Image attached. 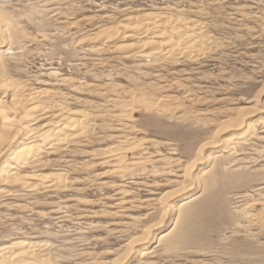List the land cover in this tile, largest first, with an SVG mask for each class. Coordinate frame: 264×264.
Here are the masks:
<instances>
[{"label": "rangeland", "instance_id": "1", "mask_svg": "<svg viewBox=\"0 0 264 264\" xmlns=\"http://www.w3.org/2000/svg\"><path fill=\"white\" fill-rule=\"evenodd\" d=\"M158 13L205 26L198 59L139 56L130 24ZM0 38V102L13 122L0 119V174L24 178L0 176V248L31 244L44 264H114L149 235L138 248L154 255L134 264H264V0H0ZM34 106L45 115L29 116ZM61 109L88 137L57 152L25 139ZM242 116L258 131L250 146L193 171L201 145ZM22 147L35 154L18 166ZM192 175L200 187L189 191Z\"/></svg>", "mask_w": 264, "mask_h": 264}, {"label": "bare ground", "instance_id": "2", "mask_svg": "<svg viewBox=\"0 0 264 264\" xmlns=\"http://www.w3.org/2000/svg\"><path fill=\"white\" fill-rule=\"evenodd\" d=\"M60 1V0H59ZM64 1V0H63ZM57 3H59L58 1H56ZM56 2H52V3H56ZM62 2V1H61ZM61 6V5H60ZM56 7V6H55ZM59 7V6H58ZM53 8V7H52ZM130 8V7H129ZM128 9V8H127ZM127 9H126V11H127ZM61 11V10H60ZM60 14V13H59ZM156 14V13H155ZM154 14V15H155ZM159 14V13H158ZM162 14V17H155V16H151L152 14H150L148 17V19H142V18H140V17H138V18H140V19H137V20H134V22L132 23V24H130V25H132L131 26V28H132V33L128 36V35H126L127 37H125V39L126 38H129V40H130V38H131V41L133 40V39H138L137 41H138V43L139 44H135V45H133V46H135V51L137 50L138 52V54H140L139 56L141 57L142 56V54H143V51H146V52H144V54H143V57H148V56H153V58L155 59V60H157L156 62H158V59L160 60L161 58L163 59V58H165L166 56L167 57H169V59H170V57H174V58H177L176 60L178 61L179 59H178V57L180 58V56H183V54L185 55V57L187 56V57H189V59L191 58V59H195V58H197L198 59V53H200V51L201 50H203L204 51V47H206L207 46V41L205 40L206 38H204V36H203V32H202V28L203 27H205V26H201V28H198L196 25H198V23L195 25V26H188L187 24H185V23H188L187 22V20H185L184 21V23H183V21L182 20H180V18L179 19H177V18H171L170 16L168 17H163V13H161ZM161 14H159V15H161ZM62 15H63V13H62ZM142 15V14H141ZM60 16H61V14H60ZM134 16V15H133ZM172 16V15H171ZM128 17V16H127ZM145 17V16H144ZM147 17V16H146ZM130 19H132L131 17H129ZM126 20H128V18L126 19ZM133 21V20H132ZM198 22V21H197ZM195 24V23H194ZM200 25V24H199ZM205 25V24H204ZM106 29V28H105ZM104 29V30H105ZM77 30V29H76ZM81 30V29H80ZM104 30H97L98 31V34H99V36H101V34H102V36L104 35L103 34V32L105 33V31ZM107 32V31H106ZM117 32V31H116ZM129 32H131V31H129ZM206 32V31H205ZM114 33H115V31H114ZM113 33V34H114ZM97 34V35H98ZM108 33H106V35H107ZM112 34V35H113ZM124 34V33H123ZM206 34V33H205ZM112 35H110V34H108L107 36V38H111L112 37ZM206 36V35H205ZM95 37H96V35H95ZM117 37H119V36H117ZM97 38V37H96ZM99 38V37H98ZM104 38V37H103ZM120 38V37H119ZM1 39V38H0ZM100 40H102V39H100ZM109 40V39H108ZM127 40V39H126ZM129 44H131L130 42H128ZM126 44V43H125ZM0 45H1V43H0ZM108 45H109V43H108ZM124 45V44H123ZM215 46V45H214ZM1 47V46H0ZM113 47H115V46H113ZM130 47H131V45H130ZM217 48V47H216ZM118 49V48H117ZM127 49V48H126ZM215 48H213V50H214ZM111 50V49H110ZM208 50V49H207ZM132 51V50H131ZM142 52V53H141ZM207 52V51H206ZM135 54V53H134ZM137 54V55H138ZM202 54V53H201ZM208 54V53H207ZM136 55V56H137ZM169 55V56H168ZM186 57V58H187ZM203 57V56H202ZM205 57V56H204ZM142 58V57H141ZM183 58V57H182ZM200 58V57H199ZM166 59V58H165ZM188 59V58H187ZM190 59V60H191ZM166 60H168V58L166 59ZM173 59H171V61H172ZM200 60V59H199ZM149 61V60H148ZM169 62V61H168ZM173 62V61H172ZM175 62V61H174ZM173 62V63H174ZM182 62V61H181ZM180 62V63H181ZM161 63V62H160ZM179 64V62H176V64ZM152 65V64H151ZM154 65V64H153ZM173 65V64H172ZM180 65V64H179ZM159 75V74H158ZM5 84V83H4ZM11 85V84H10ZM3 86V85H2ZM8 86V85H7ZM4 87H6L5 85H4ZM9 87V86H8ZM2 90L4 89V88H1ZM8 89V88H7ZM5 89V93L8 95L9 93H10V89ZM15 89V88H14ZM13 91V90H12ZM44 91V90H43ZM42 91V92H43ZM35 92V91H34ZM48 92V91H47ZM14 94V93H13ZM30 94V93H29ZM37 94V93H36ZM45 94V93H44ZM20 95V94H19ZM46 95V94H45ZM48 95V94H47ZM24 96V95H23ZM26 96H28L27 98H28V101L29 100H33L37 95H32V94H30V95H26ZM25 96V97H26ZM40 96H41V94H40ZM43 97H44V95H42ZM16 98H18V97H16ZM26 98V99H27ZM37 99V98H36ZM39 99H41V98H39ZM39 99H37V101L39 100ZM2 100V99H1ZM0 100V101H1ZM36 101V100H35ZM40 101V100H39ZM17 102V101H16ZM35 103V102H34ZM42 103V102H41ZM2 103L0 102V119L2 120V123H4L7 127H12L11 125L13 124V122H12V120H10V118H9V116L7 115V113H6V110L5 109H3V107H2V105H1ZM36 105H37V103H35ZM34 104V105H35ZM42 105V104H41ZM44 106V105H43ZM33 107V106H32ZM31 107V113L30 114H28L29 116L30 115H32L33 113H34V115H38V114H35L36 112L37 113H42L43 111H44V109H46V108H40L39 106L38 107H35L34 106V108H32ZM53 107V106H52ZM51 109V108H50ZM53 109V108H52ZM51 109V110H52ZM50 110V111H51ZM64 110V109H63ZM55 111H57V110H55ZM60 111H62V109L60 110ZM50 113V112H49ZM54 113V112H53ZM58 113V112H57ZM56 113V114H57ZM62 114H59V116H57L56 115V117H58V120L55 122V121H51V120H48V121H50V122H48V123H46V124H44L43 125V129H46V130H40L39 132L37 131V133L36 134H32V130L31 131H28V133H26V134H24V136H25V139H26V137L27 138H32L33 137V140L34 139H41L42 141H43V143H44V145H45V147H47V149L46 150H48L49 152L50 151H53V152H57V151H59L58 149H60V148H62L63 147V149H64V147H66V146H68L69 144H71V143H77V141L80 139L81 140V138H83L84 136L82 135V134H85L86 135V133H87V128L86 127H88L87 125H85L84 124V122L83 121H79V120H77V121H75V122H72L71 121V118L70 117H67V115H65V112H61ZM44 113H42V115H43ZM41 115V114H40ZM41 115V116H42ZM45 115V114H44ZM46 115H47V112H46ZM50 115V114H49ZM53 115V114H52ZM87 117H88V115H86ZM116 116V115H115ZM39 118V117H38ZM45 118V117H44ZM49 118V117H48ZM84 118H86V117H84ZM40 119V118H39ZM43 118H41V120H42ZM87 119V118H86ZM39 121V122H42V121ZM127 120V119H126ZM87 121V120H86ZM85 121V122H86ZM250 121H251V119H250V116L248 117V116H242L241 118H236V119H233V120H228V121H226V122H224L222 125H221V127L216 131V133H215V135H214V137L212 138V139H210V141H208V142H206L205 144H203V145H201L202 146V148H201V150H200V152L198 153V157H197V159L194 161V163L192 164V168H193V171H195V170H198L197 172H199L202 168H203V166L205 165V164H210V163H213L215 160L217 161V159L216 158H219V155H221L222 153H229V152H231V154H233L234 152L236 153V149L237 148H235V145L238 143H242L243 145H247V146H250V144L252 143H247L246 141H248L249 142V138L247 139V136H250V135H254L255 133L257 134V132L258 131H256V127H255V125H252V124H250ZM36 122V121H35ZM206 122V121H205ZM36 125V124H35ZM35 129H36V127H35ZM88 129H89V127H88ZM91 129V128H90ZM75 130V131H74ZM72 132V131H74V132H76V135L74 134V136H73V134L71 133H69L68 135L70 136H68L67 135V132ZM89 131V130H88ZM73 132V133H74ZM261 131H259V133H260ZM255 134V135H256ZM72 135V136H71ZM83 136V137H81L80 138V136ZM258 135V134H257ZM21 136V135H20ZM19 136V137H20ZM87 136V135H86ZM86 136H85V138H86ZM18 137V138H19ZM88 137V136H87ZM261 137V136H260ZM264 137V136H263ZM263 137H261V138H257L256 137V140H261ZM24 138V137H23ZM209 139V138H208ZM246 139V140H245ZM251 139V138H250ZM264 139V138H263ZM22 140V139H21ZM17 141H18V139H17ZM39 141V140H38ZM87 141V140H86ZM250 141H252V140H250ZM255 141V140H254ZM40 142V141H39ZM79 142H81V141H79ZM258 142V141H257ZM21 143V142H20ZM82 144V143H81ZM249 144V145H248ZM256 144V143H255ZM255 144H254V146H255ZM72 145V144H71ZM253 145V144H252ZM257 145V144H256ZM81 146H83V145H81ZM241 146V145H240ZM258 146V145H257ZM256 146V147H257ZM259 146H261V145H259ZM242 147H244V146H242ZM8 148V147H7ZM10 148V147H9ZM8 148V149H9ZM70 147H68L67 148V150L69 149ZM260 148V147H259ZM217 149V150H216ZM239 149V148H238ZM249 149V148H248ZM251 149H253V148H251ZM5 151H6V149H4ZM4 150H3V153H4ZM34 150H36V149H34ZM57 150V151H56ZM61 150V149H60ZM72 150V149H71ZM119 150V149H118ZM117 150V151H118ZM254 150V149H253ZM253 150H252V152H253ZM255 150H256V148H255ZM8 151V150H7ZM7 151H6V153H7ZM17 151V150H16ZM12 152V156H15L14 157V159H18L19 161H16L17 162V165H18V163L20 162V160L21 159H26L25 157H28V156H26V155H28L29 153H33V152H31L32 150H31V148H28V147H22V148H18V151L17 152ZM42 151V150H41ZM249 151V150H248ZM258 151V150H257ZM260 151V150H259ZM10 152V151H9ZM8 152V153H9ZM119 152V151H118ZM233 152V153H232ZM240 152V150L238 151V153ZM38 153V152H37ZM52 153V152H51ZM209 153V155H206V154H208ZM247 153V152H246ZM254 153V152H253ZM253 153H251V154H253ZM258 153V152H257ZM33 154H35V153H33ZM50 154V153H49ZM54 154V153H53ZM57 154V153H56ZM60 154V153H59ZM242 154H243V152H242ZM260 154V153H259ZM259 154H257L258 156H259ZM4 155V154H3ZM30 155V154H29ZM61 155V154H60ZM63 155V154H62ZM111 155V154H110ZM227 155V154H226ZM246 155H248V154H246ZM254 155V154H253ZM36 156V155H35ZM120 156V155H119ZM245 156V155H244ZM257 156V157H258ZM37 157H38V155H37ZM222 157V156H221ZM236 157V156H235ZM235 157H234V159H235ZM238 157H239V155H238ZM241 157V156H240ZM248 157V156H247ZM247 157H245V158H247ZM11 159H12V157H10ZM33 158V157H32ZM35 158V157H34ZM252 158V157H251ZM250 158V160H252ZM30 160H31V158H29ZM239 159V158H238ZM237 159V160H238ZM241 159V158H240ZM254 159V158H253ZM262 160H263V158H261ZM35 160H37V159H35ZM242 160V159H241ZM243 160H244V158H243ZM242 160V161H243ZM245 160H247V159H245ZM244 160V161H245ZM261 160V161H262ZM27 161V160H26ZM33 161V160H32ZM179 161V160H178ZM215 161V162H216ZM219 161H221V159H219ZM219 161H217L218 163H219ZM231 161H234V160H231ZM231 161H230V163H231ZM236 161V160H235ZM239 162H240V160H238ZM258 161V160H257ZM28 162V161H27ZM36 162V164L38 163L37 161H35ZM35 162H33V165H34V163ZM40 162V161H39ZM171 162V161H170ZM222 162V161H221ZM237 162V161H236ZM254 162H255V159H254ZM263 162V161H262ZM25 163V162H24ZM23 163V164H24ZM242 163V162H241ZM14 164H16V163H14ZM30 164H32V163H30ZM35 164V165H36ZM42 164V163H41ZM229 164V163H228ZM246 164V163H245ZM254 164H256V163H254ZM253 164V165H254ZM27 165H28V163H27ZM220 165V164H219ZM222 165H224V163L222 164ZM227 165V164H226ZM225 165V166H226ZM232 165H233V163H232ZM19 166V165H18ZM25 166V165H24ZM28 166H32V165H28ZM228 166V165H227ZM242 166H244V165H242ZM16 167V166H15ZM230 167V166H229ZM239 167V166H238ZM245 167V166H244ZM243 167V168H244ZM250 167H251V165H250ZM12 168V167H11ZM18 168V167H17ZM27 168V167H26ZM223 168V166H221L220 168H219V171H220V169H222ZM232 168V167H231ZM246 168H248V167H245L244 169L246 170ZM263 168V167H262ZM261 168V169H262ZM13 169V168H12ZM235 169V168H234ZM243 169V170H244ZM4 170V169H3ZM21 170V169H20ZM118 170H119V167H118ZM228 169H226V171H227ZM230 170H233V169H230ZM259 170V169H258ZM15 171H17V169L15 170ZM70 171V170H69ZM120 171V170H119ZM225 171V170H224ZM254 171V170H253ZM2 172V171H1ZM188 172V171H187ZM222 172V171H221ZM235 172V171H234ZM185 173H186V171H185ZM194 173V172H193ZM231 173V172H230ZM187 174L188 173H186V175H185V177L187 176ZM236 173H233V175H235ZM34 175V174H33ZM42 175V174H41ZM0 176H1V178L2 177H4V176H7L8 177V181H9V183H11V182H16V181H18V180H23L24 178L23 177H21V178H19V176H18V174L17 173H10V172H7V174H5V173H2V174H0ZM31 176V175H30ZM63 176V175H62ZM61 177V176H60ZM65 177V176H64ZM63 177V178H64ZM29 178V177H28ZM32 178H34V179H37L39 182H42V184H50V183H52L53 181H56V179H55V177H52V178H50V176H40V175H37L36 174V176H33V177H31V179ZM188 179H189V184H188V187H189V191H193V190H195V189H198L199 187H200V183L198 182V180H197V177H194L193 175H192V178H190V177H187ZM4 179V178H3ZM7 179V178H6ZM27 179V178H26ZM5 180V179H4ZM59 180V179H58ZM33 182V181H32ZM58 182V181H57ZM59 182H61L62 183V181L61 180H59ZM58 182V183H59ZM64 182V181H63ZM5 183V182H4ZM3 183V184H4ZM25 183H26V181H25ZM55 184V183H54ZM63 185V184H62ZM65 185H67V184H65ZM41 186H43V185H41ZM51 188H53V191H54V188L55 187H53V186H50ZM57 187V186H56ZM118 187H120V186H118ZM38 188V187H37ZM47 188H49V186H47ZM66 187L64 186V189H65ZM55 189H57V190H59V188H55ZM60 190H61V188H60ZM203 190H204V188H203ZM52 191V192H53ZM205 191H207L206 189H205ZM204 191V192H205ZM259 191V190H258ZM5 192V191H4ZM58 192V191H57ZM61 192H62V190H61ZM203 192V193H204ZM259 192H261V190L259 191ZM3 193V192H2ZM6 193V192H5ZM30 193V192H29ZM55 193H56V190H55ZM203 193H201L202 194V196H203ZM252 193V192H251ZM121 194V193H120ZM205 194V193H204ZM209 194V193H208ZM6 195H8V194H6ZM57 195V194H56ZM179 195V194H178ZM198 195V194H197ZM11 196V195H10ZM195 196H196V194L195 193H192L191 195H189L188 197L190 198V200L189 201H193V199L195 200V199H197L199 196H196V198H195ZM175 197V196H174ZM173 197V198H174ZM187 197V199L185 200L186 202H188V198ZM200 197H201V195H200ZM248 197V196H247ZM173 198H171V199H173ZM193 198V199H192ZM245 198H246V196H245ZM11 199V198H10ZM171 199H170V201H171ZM178 199H180V198H178ZM184 199V197L183 198H181V200L180 201H184L183 200ZM175 201H177V200H175ZM185 201L183 202L184 203V205H185ZM200 201V200H199ZM127 202V201H126ZM242 202V201H241ZM263 202V201H262ZM120 203V202H119ZM159 203V202H158ZM256 203V202H255ZM60 204V203H59ZM257 204V203H256ZM255 204V205H256ZM261 204V203H260ZM264 204V203H263ZM58 205V204H57ZM156 205V204H155ZM158 205V204H157ZM182 205V204H181ZM16 206V205H15ZM19 206V205H18ZM170 206H171V204H170ZM186 206V205H185ZM241 206V205H240ZM248 206V205H247ZM254 206V205H253ZM121 207V206H120ZM119 207V208H120ZM192 207V206H191ZM168 208V207H167ZM171 209H175V207L174 206H171L170 207ZM182 208V207H181ZM251 208H252V204H251ZM180 209V208H179ZM168 210H170V209H168ZM188 210V209H187ZM263 210V209H262ZM123 211V210H122ZM182 210H180V212H181ZM254 211V210H253ZM64 212V211H63ZM167 212H169V211H167ZM245 212V211H244ZM261 212V211H260ZM262 212H264V211H262ZM261 212V213H262ZM253 214H254V212H253ZM246 215H247V213H246ZM249 215V214H248ZM257 215V214H256ZM261 215V214H260ZM262 215H263V213H262ZM260 217H262V216H260ZM260 217H259V219H260ZM167 218V217H166ZM164 219H165V217H164ZM256 219V218H255ZM258 219V218H257ZM256 219V220H257ZM251 220H252V218H251ZM163 221V220H162ZM261 221V220H260ZM263 221V220H262ZM261 221V222H262ZM164 223V222H163ZM257 223V222H256ZM256 223H254L255 225H256ZM262 224V223H261ZM260 224V225H261ZM157 225H159V224H157ZM259 225V226H260ZM260 228H262V227H260ZM154 229V228H153ZM149 230V229H148ZM147 232L148 231H146V234L145 235H148L147 234ZM150 232V231H149ZM152 232V231H151ZM150 232V233H151ZM178 237V236H177ZM141 239H137V240H135L134 242H131V244H130V248H128L129 250H130V252H129V255L130 254H132V253H134V256H132L131 257V255L129 256V258L127 259V257H126V259L125 260H123V261H121V262H118V261H116L114 264H123V263H125V264H134V262H136V261H138V257L140 256V260L138 261V262H140L142 259H144L146 256H148L150 253L152 254V250L150 251L149 250V248H144L143 250H140V248H138L139 246H142L143 244H150L154 239H152L151 237H149V235L148 236H146V237H140ZM154 238V237H153ZM165 239V238H164ZM168 239H169V237H168ZM177 238H175L174 237V239H172V240H176ZM181 239V238H180ZM21 240V239H20ZM18 241V240H17ZM174 242V241H173ZM181 242V241H180ZM183 242V241H182ZM184 243V242H183ZM129 244H128V246H129ZM12 245H14L17 249H19V251L18 252H14L15 250L13 249V248H15V247H13ZM125 245H127V243L125 244ZM171 245V244H170ZM145 246V245H144ZM143 247V246H142ZM166 248V247H165ZM173 248H174V246H173ZM172 248V249H173ZM152 249V248H151ZM43 250V249H42ZM39 251V250H38ZM178 251H180V250H178ZM128 253V252H127ZM39 255V254H38ZM152 255H154V253L152 254ZM152 255H151V257H152ZM37 256V254H36V250H35V247L33 246V245H31V244H28V243H25V242H16V243H14V244H11V246H10V244L8 245V246H6V247H3L2 246V248H0V264H44L45 262L44 261H42V260H40V259H38V257H36ZM149 257V256H148ZM150 257V258H151ZM43 260H45V259H43ZM46 261V260H45ZM149 261H150V259H149ZM47 262V261H46ZM48 264V263H47ZM139 264V263H138ZM151 264V263H150Z\"/></svg>", "mask_w": 264, "mask_h": 264}]
</instances>
